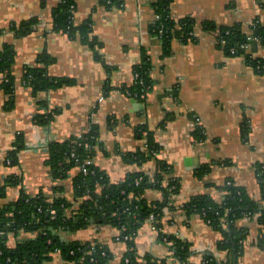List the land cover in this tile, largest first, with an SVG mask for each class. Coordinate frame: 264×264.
<instances>
[{"label":"crops","instance_id":"obj_1","mask_svg":"<svg viewBox=\"0 0 264 264\" xmlns=\"http://www.w3.org/2000/svg\"><path fill=\"white\" fill-rule=\"evenodd\" d=\"M60 1L0 0V49L12 44L16 51L12 108H6L9 97L0 89V161L18 149V163L1 162L0 177L22 178V184L6 188L1 203L17 200L23 190L30 194L43 190L50 197L65 194L77 208L81 200L75 197L71 180L77 169L68 179L54 180L45 161L52 141L81 136L94 123L102 146L92 162L112 182L122 183L133 172L154 175L159 160L171 165L180 182L179 191L167 195L160 188L146 190L149 201L165 206L159 227L148 219L138 228L134 239L138 261L144 263L150 256L167 264H204L205 253L225 259L227 252L218 247L221 231L199 213L188 214L184 205L198 194L222 200L224 186L231 181L264 207L256 171V164L264 162V64L257 69L243 56L228 55L218 45L217 34L200 27L196 40L175 38L165 55L162 37L151 29L158 18V0H123L122 6L112 7L103 0H75V24L92 20V34L102 44L96 50L53 28V8ZM171 13L178 19L209 20L218 27L240 24L251 36L254 23L264 25V0H173ZM33 18L38 20L34 30L16 36L11 24ZM248 48L254 58L264 60L260 41H251ZM43 54L52 58L46 66L49 78L66 81L36 94L25 84L24 74L28 66L40 64ZM145 57L151 63V88L144 98L132 96L127 89L133 85L134 66ZM47 109L54 112L52 121L37 123L36 115ZM147 130L161 146L157 156L143 163L126 161L125 153L147 150ZM198 130L203 138L196 136ZM203 167L208 170L203 172ZM163 181L168 186L169 181ZM56 184L64 185V192L55 193ZM238 223L247 233L237 264H264V227L257 215ZM120 233L118 226L93 221L62 236L102 242L114 254L109 264H123L127 243L116 239ZM36 235L19 230L3 240L14 247ZM171 237L189 243L186 263L174 256ZM53 262L62 263L61 255L55 253Z\"/></svg>","mask_w":264,"mask_h":264},{"label":"trees","instance_id":"obj_2","mask_svg":"<svg viewBox=\"0 0 264 264\" xmlns=\"http://www.w3.org/2000/svg\"><path fill=\"white\" fill-rule=\"evenodd\" d=\"M109 7L122 6L123 0H103ZM173 0H158L155 10L158 18L152 25L154 33L160 35L164 41V54L171 52V42L180 38L187 42L196 40V31L200 27L204 31L217 34L218 45L228 55L243 56L246 61L262 69L264 60L254 58L249 52L248 45L251 41H260L264 45V25L254 23L251 36L244 34L240 24L225 25L218 27L209 20L198 22L193 17L175 18L171 13ZM75 0H61L53 8L54 23L56 31H62L72 38H79L83 43L93 49L101 47V43L92 34V20L76 25L74 21ZM38 20L33 18L21 24H11V29L16 36H24L32 32ZM1 32V31H0ZM233 49L235 51H233ZM98 59L101 56L96 53ZM16 51L12 44H5L0 49V89L9 97L6 108L14 106L15 76L13 66ZM52 61L49 54H43L39 58V65L28 66L24 74V82L31 86L37 94L41 90H49L63 84L66 80H52L47 74L46 66ZM151 63L144 58L141 64L134 66V72L138 77L133 85L127 90L132 96H140L143 90L151 88L150 79ZM143 80L144 85L139 83ZM71 81V80H70ZM38 113L35 121L39 124H49L54 112ZM97 124H92L90 129L82 134L66 141H52L49 144V156L46 165L54 180L68 179L73 169H77L71 177L74 195L80 199L77 208H74L65 194L50 197L41 190L36 194L22 191L20 197L15 201L1 203L6 197V188L9 185L22 184L19 175H11L9 178L0 177V229L4 234L0 236V264H109L114 257L108 245L99 241L67 240L62 235L64 232L78 230L91 222L99 224H112L121 229V238L127 243V251L124 255L123 264H167L165 259H153L150 256L140 263L134 245V239L138 228L155 216L156 227L160 226V217L163 213L165 202L149 201L145 192L150 188L165 190V194L178 192L180 182L173 174L170 164L163 160L158 161V169L150 180V175L143 172L128 174L122 183L112 182L108 174L98 167L94 162L86 163L93 158L100 142V132ZM198 138H203V133L198 130ZM147 150L135 153H125L126 161L146 162L157 156L161 149L152 131H146ZM17 146L8 152L3 162L7 166L18 163ZM10 161V163H8ZM87 167V172L82 166ZM203 172L208 170L202 168ZM201 170V171H202ZM258 180L260 182L262 199L264 200V162L256 164ZM168 180V186H163V180ZM64 185L56 184L53 187L55 193L64 192ZM225 194L222 200H216L209 194H198L193 196L184 208L188 214L199 213L211 225L221 231L223 238L219 242V249L227 252L226 258H219L211 253H205L204 264H237L242 254L243 240L246 229L239 225V221L246 216L257 215L259 223L264 227V207L259 201L254 200L247 190L228 181L224 186ZM55 210V214L51 213ZM24 230L37 232L35 238L18 242L14 247L7 245L3 236ZM161 239L165 236L161 234ZM172 242L174 256L186 263L190 254V245L186 241L177 238H169ZM63 260L62 263L53 262L54 254L58 252ZM128 259V261H126Z\"/></svg>","mask_w":264,"mask_h":264},{"label":"built area","instance_id":"obj_3","mask_svg":"<svg viewBox=\"0 0 264 264\" xmlns=\"http://www.w3.org/2000/svg\"><path fill=\"white\" fill-rule=\"evenodd\" d=\"M75 13V12H74ZM233 51H235L234 49H233ZM138 77V74L137 73H133V79L135 80L136 78ZM139 83L141 84V85H144V82H143V80H140L139 81ZM130 93V92H129ZM147 93H148V91L147 90H143L142 91V93L140 94V96L141 97H146L147 96ZM44 112H48L47 110H44ZM8 163H10V161L8 162ZM86 163L88 164V163H92V159L91 158H89V159H87L86 160ZM82 170H84L85 172H87L88 170H87V167L86 166H82V168H81ZM150 180H153V174L152 175H150ZM164 182V181H163ZM171 193V192H170ZM51 213H53V214H55V210H51ZM149 219L151 220V221H155V216L154 215H151L150 217H149ZM4 234V231H2L1 229H0V236H2ZM127 237H125V239H126ZM118 241H125V239H122L121 238V233H120V235H118V237L116 238ZM56 253H59V250H58V252H56ZM126 261H128V259H126ZM203 262L205 263L206 261L203 259Z\"/></svg>","mask_w":264,"mask_h":264}]
</instances>
